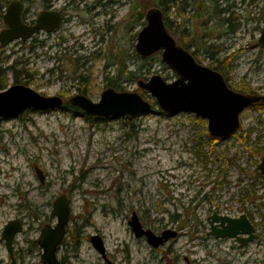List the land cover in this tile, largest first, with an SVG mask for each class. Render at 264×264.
Returning a JSON list of instances; mask_svg holds the SVG:
<instances>
[{"label": "rangeland", "instance_id": "1", "mask_svg": "<svg viewBox=\"0 0 264 264\" xmlns=\"http://www.w3.org/2000/svg\"><path fill=\"white\" fill-rule=\"evenodd\" d=\"M181 1L208 11L192 22V29L207 38L208 51L219 52L213 61L200 50L196 62L211 69L229 62L221 73L231 89L247 85L264 95V47H253L264 26V0H229L228 15L220 14L228 5L220 0ZM150 3L61 0L62 8L69 6L64 10L68 22L37 48L40 58L34 59L27 46L0 50L1 91L16 84L14 67L23 72L17 83L44 96L68 101L84 95L98 102L112 88L136 92L152 108L131 122L125 117L89 121L64 109L0 119V239L10 221L22 225L12 241L13 263L0 241V264H42L36 241L45 225L55 226L52 206L60 195L69 199L71 209L57 251L63 264H264V175L257 168L264 159V112H242L237 134L245 142L235 134L211 143L205 119L191 113L168 116L157 108L137 82L157 74L170 83L177 76L161 62L160 53L145 60L135 53L137 32L146 24L139 15ZM185 12L175 4L166 14L168 24H183L191 16ZM231 12L238 18L237 30L228 36L226 26L217 23ZM211 15L213 22L207 20ZM27 60V66L20 64ZM112 82L114 87L108 86ZM212 212L236 218L245 214L257 239L241 245L208 237L205 219ZM132 213L154 234L170 230L177 237L152 248L128 226ZM91 236L102 239L104 257Z\"/></svg>", "mask_w": 264, "mask_h": 264}, {"label": "water", "instance_id": "2", "mask_svg": "<svg viewBox=\"0 0 264 264\" xmlns=\"http://www.w3.org/2000/svg\"><path fill=\"white\" fill-rule=\"evenodd\" d=\"M20 5L10 3L4 15L6 30L0 34V44L5 46L16 39L26 41L36 30L52 32L60 21L58 14H41L34 28H23L20 23ZM146 24L137 32L134 46L135 53L143 60L160 53V60L167 65L177 78L166 83L159 75H153L146 82L138 81L137 86L154 98L157 108L165 115L191 113L207 121L209 138L223 141L232 138L239 132L241 114L246 108L264 103V96L238 93L229 88L222 74L197 63L194 56L175 42L164 22L163 12L150 8L144 15ZM254 48L264 47V26ZM92 118H124L137 117L151 112V105L145 102L138 93L118 92L107 88L100 95L98 102L88 100L84 95H74L69 100ZM64 101L57 96H44L30 86L11 85L0 91V119L18 118L25 112L50 111L61 109ZM259 171L264 175V159L258 164ZM41 184L44 182L42 171L35 168ZM70 202L60 195L52 206V213L57 220L54 227L45 225L37 242L42 250V264H60L56 257V249L66 235V226L70 216ZM210 234L217 238H233L239 244L252 242L256 236L253 226L245 215L237 219L221 216L213 212L208 219ZM128 226L135 237H145L152 248H159L164 242L177 237L176 231L165 230L156 235L145 229L135 213L131 214ZM22 225L18 220L10 221L2 230L0 241H4L8 254H11L12 241L16 234L21 233ZM93 247L105 256L103 242L98 236L90 237Z\"/></svg>", "mask_w": 264, "mask_h": 264}, {"label": "flooded vegetation", "instance_id": "3", "mask_svg": "<svg viewBox=\"0 0 264 264\" xmlns=\"http://www.w3.org/2000/svg\"><path fill=\"white\" fill-rule=\"evenodd\" d=\"M61 0H0V4H4L3 6V9L1 10V13H0V34L2 32H4V30H6V25L4 23V15L8 9V5L10 3H13V2H17L19 5H20V13H19V17H20V23L22 25L23 28H34L37 24V21L40 17L41 14H46V13H50L52 15H56L58 14L60 16V21L57 25V28L55 30H53L52 32H46L45 30H36L28 39H26V41H23L21 39H16L15 41L5 45V46H2L0 44V50L2 49H5L6 48H13L15 46H18L20 48L24 47V46H27L28 49H30L31 53L33 54V58L34 59H37V58H40L41 57V54L40 53H36V50L38 47L40 46H43L44 44L47 43V40L49 37H54L55 34H57L60 30L63 29V24H66L68 22L67 18H66V15H65V11L67 10V8L69 7L67 5V7L65 8H62L61 5L59 4ZM76 0H70V2L73 4ZM207 1H216V0H204L202 1L203 2H207ZM228 1L229 0H220L218 3H225V4H228ZM232 1V0H230ZM188 2L186 1H181L179 2V0H177L176 2L174 0H172V4H171V11H173L174 7H175V4L176 5H180V8L182 10V6H185V4H187ZM213 3V2H212ZM218 7V6H217ZM232 4H228L225 8L221 9L219 12L220 14L222 15H225L227 13V15L229 14V11H232ZM188 10H190L189 13H191V16H188L186 17V19H184L183 21V24L182 23H179L177 24L176 22L171 24V31L173 32L172 35H173V38L175 40L176 43H178V40H179V37L181 40H183V42H180L183 44L181 45L180 43H178L179 45H181L184 49L188 50L189 53H191L194 58H195V55L197 56V54L199 53L198 51L202 50V52L205 53L206 55V50L203 48L206 43H205V40H207V38L204 36L203 33H201L199 35V30L197 29V31H193L192 29V22L195 21L197 22V20L201 19L202 17H204L208 11H206L205 9L203 8H194V2L192 3H189V6L186 8ZM65 10V11H64ZM179 10V9H178ZM200 10V12H199ZM183 11V10H182ZM181 12V11H179ZM199 12V14H198ZM186 14V12H185ZM202 15V16H201ZM231 16L229 17H226V18H220L219 19V22L217 23V27L220 28V26H226V28L224 29L228 36H230L231 33L235 32L237 29H236V20L238 18L235 17L234 13L231 12L230 13ZM209 22H213L212 20V15L208 17ZM200 21V20H199ZM250 21V20H249ZM207 23V22H206ZM191 24V26H188V25ZM204 25H205V22H204ZM196 26V25H195ZM194 26V28H195ZM221 26V27H222ZM203 27V26H202ZM197 28V27H196ZM262 30H260L259 32L261 33ZM259 33V35H260ZM41 34L44 35V40L40 39L39 37L41 36ZM60 38V37H59ZM59 38L57 40H59ZM62 40V39H61ZM258 41V38L255 40V42L253 43V45ZM61 42H64V41H61ZM195 49V50H194ZM207 56V55H206ZM209 58V57H208ZM30 60H27V61H23L21 62L20 64L22 65V63H24L26 66L27 64L29 63ZM222 74V73H220ZM223 75V74H222ZM224 77V76H223ZM80 79V78H79ZM226 79L228 80L229 78L226 77ZM226 79L224 78L225 82H226ZM227 83V82H226ZM19 84V83H17ZM17 84H14V85H17ZM228 84V83H227ZM24 85V84H22ZM26 86V85H25ZM229 86V85H228ZM28 87V86H27ZM230 88V86H229ZM235 91V90H234ZM252 95V94H251ZM256 95H260V94H256ZM261 96H264V95H261ZM60 98V97H59ZM61 99L64 101V104L63 106L61 107V109H64L63 107L66 105L67 107L70 106H74V105H71L70 103V99L68 101H65L62 97ZM264 104V103H263ZM76 107V106H74ZM77 108V107H76ZM60 109V110H61ZM66 110V109H64ZM67 111V110H66ZM219 141V140H218ZM263 175V174H262ZM70 202V201H69ZM71 211V209H70ZM71 213V212H70ZM213 214V212H212ZM136 215V214H135ZM220 215V214H219ZM241 215H245V214H241ZM240 215V216H241ZM212 216V215H209V216H206V224H207V228H206V235L210 238H213L215 239L213 236H211L210 234H208L210 232V225L208 224V219L209 217ZM221 216H224V215H221ZM228 216V215H227ZM226 216V217H227ZM138 217V216H137ZM230 217V216H228ZM239 216H237L238 218ZM247 221H249L251 223V225L253 226V229H254V232H255V228H254V224L253 222H251V220L245 215ZM232 219H237L236 217H230ZM69 222H70V216H69ZM139 219V218H138ZM68 222V224H69ZM140 222V221H139ZM67 224V225H68ZM142 225V224H141ZM54 227V226H52ZM143 227V226H142ZM67 228V226H66ZM66 230V229H65ZM41 234V233H40ZM66 234H67V230H66ZM255 236L257 239V235H256V232H255ZM66 237V235H65ZM64 237V238H65ZM63 238V239H64ZM100 238V237H99ZM229 238V237H228ZM228 238H217V239H228ZM215 239V240H217ZM231 240H233V238H230ZM254 239V240H255ZM90 240V238H89ZM102 240V239H101ZM235 240V239H234ZM253 240V241H254ZM236 241V240H235ZM37 242V241H36ZM237 242V241H236ZM38 243V242H37ZM35 244V243H34ZM63 244V240H62V243L57 247L56 249V257H57V254H58V249L60 248V246ZM240 244V243H239ZM246 244H249V243H245V244H241V245H246ZM11 254H12V249H11ZM101 254V253H100ZM10 259L13 263V254L12 256L10 255ZM59 261V260H58ZM41 262V261H40ZM60 264H63L61 261H59Z\"/></svg>", "mask_w": 264, "mask_h": 264}, {"label": "trees", "instance_id": "4", "mask_svg": "<svg viewBox=\"0 0 264 264\" xmlns=\"http://www.w3.org/2000/svg\"><path fill=\"white\" fill-rule=\"evenodd\" d=\"M146 1V3H150V1H151V3H150V5H148V4H146V6H144V8H143V11H144V9H146L147 7H149V8H153V7H156V8H158V9H160L162 12H163V15H164V22H165V24H166V27H167V29L169 30V32H172L171 31V26L168 24V22H167V20H166V14H167V12H169V10L171 9V4H172V0H145ZM175 2L177 1V0H174ZM256 0H251V2L253 3V2H255ZM213 2V4L214 3H216L217 2V0L216 1H212ZM182 6V10H183V12H185L186 11V8L189 6V4H185V6H183V5H181ZM199 12H200V10H199ZM199 12H198V14H199ZM263 12H264V9H263ZM143 15H145L144 14V12L143 13H140V15H139V19H140V21H142L143 20ZM202 16V15H201ZM213 17V16H212ZM212 20H213V18H212ZM144 24V23H143ZM143 24H142V26H143ZM173 33V32H172ZM171 33V34H172ZM209 47H212V46H209ZM206 51V54H207V56L208 57H210L211 58V60H213V59H215L216 58V56H217V54L219 53L218 52V50H215L214 52H212V51H208L209 50V48H207V47H203ZM214 61V60H213ZM217 61V60H216ZM218 62V61H217ZM219 64L218 65H216V66H214L213 67V70H215V71H217L218 73H221V68H223V67H225V66H230V63L229 62H223V61H220V62H218ZM119 66H121V64H119ZM11 69L14 71V76H13V79H14V82L17 84V82H18V77L23 73V72H21V71H17V70H15L14 69V67H11ZM128 74H130V75H132V72L131 71H128ZM109 81V80H108ZM111 82V81H110ZM108 86H110V87H114V84H113V82L112 83H109L108 84ZM3 89V88H2ZM139 90H141V89H139ZM1 91V90H0ZM236 92H238V93H246V94H252V95H254V94H257L255 91H252L251 89H250V87H248L247 85H243V86H241L240 88H238V89H236L235 90ZM143 92V91H142ZM64 109H66L68 112H74V113H77V114H84V112H82V111H80L78 108H76V107H74V106H72V107H70V106H64L63 107ZM250 108H253V109H256L257 111H259V112H264V104H259V105H255L254 107H250ZM84 116H85V119L86 120H89V121H93L94 120V118H92V117H89V116H87L86 114H84ZM100 120H102V121H104V120H107V118H104V119H100ZM124 120H127V121H129V122H131L132 120H133V117H129V116H126L125 117V119ZM235 137H237V138H239V140H240V142H245V136L243 135V134H237L236 133V135H235ZM211 143H215L217 140L216 139H210L209 140Z\"/></svg>", "mask_w": 264, "mask_h": 264}]
</instances>
